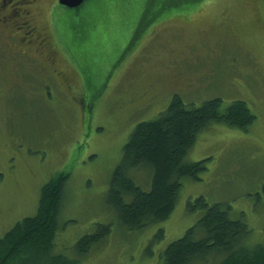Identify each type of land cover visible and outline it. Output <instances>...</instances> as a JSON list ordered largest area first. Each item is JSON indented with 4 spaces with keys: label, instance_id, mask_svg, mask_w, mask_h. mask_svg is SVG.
<instances>
[{
    "label": "rangeland",
    "instance_id": "374dc122",
    "mask_svg": "<svg viewBox=\"0 0 264 264\" xmlns=\"http://www.w3.org/2000/svg\"><path fill=\"white\" fill-rule=\"evenodd\" d=\"M146 2L87 0L76 11L43 0L30 19L49 43L30 58L0 23V237L34 215L41 187L64 173L54 251L74 257L83 235L111 229L80 264H161L159 251L197 219L187 202L198 196L227 204L250 228L248 243L264 244V0L180 1L176 13L158 0L144 17ZM174 95L188 107L241 100L255 120L246 130L211 124L200 132L185 157L206 159L200 179L185 178L166 220L128 230L107 202L111 173L134 126ZM145 174L131 175L147 190ZM159 228L164 240L144 254Z\"/></svg>",
    "mask_w": 264,
    "mask_h": 264
},
{
    "label": "trees",
    "instance_id": "16d2710c",
    "mask_svg": "<svg viewBox=\"0 0 264 264\" xmlns=\"http://www.w3.org/2000/svg\"><path fill=\"white\" fill-rule=\"evenodd\" d=\"M180 1L193 7L199 0L166 3L162 0L161 10L167 12L171 8L176 13ZM158 4V0H147L144 17L154 15ZM69 51L73 56L70 48ZM254 120L255 116L241 100L223 105L220 98H213L188 107L179 95H174L155 118L138 122L111 173L107 193V202L116 210L119 222L128 230H142L166 220L176 206L185 178L199 180L200 173L206 170V159L191 162L185 159L197 135L211 124L246 130ZM141 169L146 171V184L150 183L147 190L131 175ZM2 178L0 173V181ZM67 180L64 173L51 176L40 189L36 213L16 221L3 233L0 264H80L81 257L103 241L111 230L109 224L99 225L95 231L83 235L75 245L74 257L54 251ZM262 192L264 195V178ZM229 208L222 202L209 204L203 196L188 200L187 211L197 213V219L183 236L159 251L160 263L264 264V244L248 243L250 228L242 218L230 217ZM164 238V229H157L144 254Z\"/></svg>",
    "mask_w": 264,
    "mask_h": 264
},
{
    "label": "flooded vegetation",
    "instance_id": "af4514ba",
    "mask_svg": "<svg viewBox=\"0 0 264 264\" xmlns=\"http://www.w3.org/2000/svg\"><path fill=\"white\" fill-rule=\"evenodd\" d=\"M42 2L43 0H0V23L15 31L14 35L18 37L17 42L21 48L20 53L28 58L33 57L31 54L35 55L43 48L46 49L49 43V37L39 34L30 19L32 7L40 5ZM17 16H22L20 21L11 20V18ZM24 48H27V50H24ZM53 52L48 51L46 59L52 60L54 58L56 61L57 55ZM55 74L59 78H64L62 70H55Z\"/></svg>",
    "mask_w": 264,
    "mask_h": 264
},
{
    "label": "water",
    "instance_id": "95a60500",
    "mask_svg": "<svg viewBox=\"0 0 264 264\" xmlns=\"http://www.w3.org/2000/svg\"><path fill=\"white\" fill-rule=\"evenodd\" d=\"M58 2L68 8H77L84 2V0H58Z\"/></svg>",
    "mask_w": 264,
    "mask_h": 264
}]
</instances>
